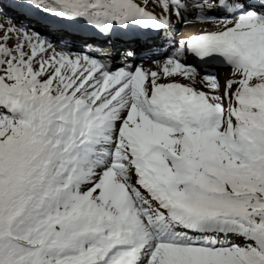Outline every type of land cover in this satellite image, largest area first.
Masks as SVG:
<instances>
[{"label":"snow or ice","instance_id":"1","mask_svg":"<svg viewBox=\"0 0 264 264\" xmlns=\"http://www.w3.org/2000/svg\"><path fill=\"white\" fill-rule=\"evenodd\" d=\"M0 264H264V0H0Z\"/></svg>","mask_w":264,"mask_h":264},{"label":"rangeland","instance_id":"2","mask_svg":"<svg viewBox=\"0 0 264 264\" xmlns=\"http://www.w3.org/2000/svg\"><path fill=\"white\" fill-rule=\"evenodd\" d=\"M218 70L221 71V72L226 71V69H224V68H219Z\"/></svg>","mask_w":264,"mask_h":264}]
</instances>
